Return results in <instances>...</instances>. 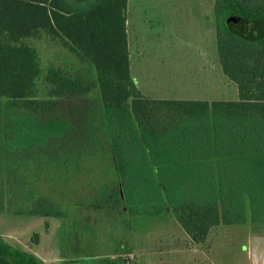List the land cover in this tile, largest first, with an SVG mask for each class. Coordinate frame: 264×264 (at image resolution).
I'll return each instance as SVG.
<instances>
[{
  "label": "trees",
  "instance_id": "trees-1",
  "mask_svg": "<svg viewBox=\"0 0 264 264\" xmlns=\"http://www.w3.org/2000/svg\"><path fill=\"white\" fill-rule=\"evenodd\" d=\"M126 2L0 0L6 187L16 181L17 166L31 168V178L43 176L63 202L81 175L98 173L104 162V177L116 183L125 209L155 215L168 208L195 243L219 224L263 223L264 0H215L218 60L237 86L233 100L144 95L129 70ZM42 34L58 37L73 64L42 75L26 40ZM36 199L29 213L61 215L48 198ZM0 264L35 260L0 242Z\"/></svg>",
  "mask_w": 264,
  "mask_h": 264
},
{
  "label": "rangeland",
  "instance_id": "rangeland-1",
  "mask_svg": "<svg viewBox=\"0 0 264 264\" xmlns=\"http://www.w3.org/2000/svg\"><path fill=\"white\" fill-rule=\"evenodd\" d=\"M210 1L213 0L130 1L135 13L146 21L142 40L158 43L160 51L165 52L159 65L145 62L136 73L132 70L140 78L138 88L144 95L204 100L238 98L236 84L220 70L214 44L208 45L198 34L203 30V24L212 27L216 22L217 26L216 14L210 20L204 15ZM26 40L38 53L42 75L50 66L65 69L75 60L58 37L42 34ZM179 49L190 52L189 56H183V61ZM38 88L42 97L46 84L41 76ZM99 163L98 173L81 175L80 185L68 190L64 197L67 200L63 202L43 181V176L42 179L31 178V168L25 171L23 166L13 170L16 181L11 182L12 188L8 189L5 185L7 166L2 164L0 190L3 192L0 194L5 196L6 205L0 211V242L11 249L25 251L35 264H121L122 261L126 264H176L174 254L166 251L171 245L175 248L179 241L170 238L168 242L166 238L167 234L173 233L168 229L178 223L173 213L165 209L150 215L125 209L118 201L116 183L108 182V177H104L105 163ZM33 166L37 169L38 163ZM25 174H30L26 180ZM95 178L103 180L104 185L92 183ZM30 188H35L31 196L27 194ZM40 196L48 198L51 207L61 210V215L29 213ZM247 223L257 224L249 220ZM254 232L255 237L262 236L259 239L264 243V222L259 223ZM247 239L244 223L221 226V233L216 238L219 260L215 263L256 264L251 244L247 247Z\"/></svg>",
  "mask_w": 264,
  "mask_h": 264
},
{
  "label": "crops",
  "instance_id": "crops-1",
  "mask_svg": "<svg viewBox=\"0 0 264 264\" xmlns=\"http://www.w3.org/2000/svg\"><path fill=\"white\" fill-rule=\"evenodd\" d=\"M130 1L131 0H127L126 11H125V18H126L125 24H126L128 51H129V70H130V75L134 79L136 86L139 87L140 78L136 77L132 73V70H134L135 72L139 69H142L143 64L145 65V62L152 64V65H157V64L159 65L160 61L162 62V58L165 56V52L160 51V48H159L160 46L158 43L145 42L144 40H142L141 34L143 30L147 27L146 21L143 19V16L140 17L139 14L135 13L133 9L134 7L133 8L131 7ZM157 2L162 3V1H157ZM204 15L209 20L210 18L211 19L214 18L215 0L210 1L209 3L206 4ZM139 24L141 26L140 29L138 28ZM202 28L203 30H200L201 33L198 32V34L200 35V38L202 40L204 39L207 40L208 45L214 44L215 46L214 50H216L215 52L217 53L216 22H213L212 27L210 25L203 24ZM138 34L140 37L137 36ZM202 45H204V43H202ZM205 45L207 46V44ZM179 52H180V55L182 56L181 61H183V56L190 55V52L187 51L185 53L184 49H179L178 53ZM203 69L205 68L203 67ZM176 99H181V98H176ZM223 225H227V224H219V225L212 227L209 230L205 241L203 243L198 244V243L193 242L191 238L189 237V235L181 227V225L177 223L175 226H172L173 227L172 229H168L169 232L172 231L173 233L167 234L166 238L168 242L171 241L170 238H173V239L177 238V240L179 241L175 248L173 245H171V248L170 249L166 248V251L167 253L172 252L174 254L173 256L177 258L176 264H197L199 262L201 264H216L215 262L219 260L217 259V256L220 253L216 238L221 233V226ZM258 225L259 224H248L247 222H245L244 231L248 238L246 240L247 247L249 248L250 244L252 246L251 252H252V255L254 254L255 263L262 264L264 263V243H263V240L259 239L262 236L258 234L255 237V232H254V228L258 227ZM198 259H199V262H197Z\"/></svg>",
  "mask_w": 264,
  "mask_h": 264
},
{
  "label": "water",
  "instance_id": "water-1",
  "mask_svg": "<svg viewBox=\"0 0 264 264\" xmlns=\"http://www.w3.org/2000/svg\"><path fill=\"white\" fill-rule=\"evenodd\" d=\"M168 209V208H167Z\"/></svg>",
  "mask_w": 264,
  "mask_h": 264
}]
</instances>
